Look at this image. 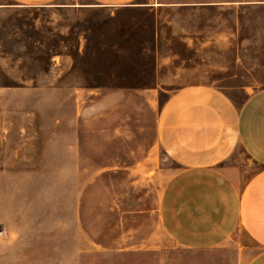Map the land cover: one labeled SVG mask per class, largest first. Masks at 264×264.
<instances>
[{
	"label": "rangeland",
	"instance_id": "rangeland-1",
	"mask_svg": "<svg viewBox=\"0 0 264 264\" xmlns=\"http://www.w3.org/2000/svg\"><path fill=\"white\" fill-rule=\"evenodd\" d=\"M61 18L54 8H10L2 17L0 83L53 87L5 91L6 123L22 124L24 101H33L37 131L43 137L52 132L53 139L47 150L38 147L36 170L20 169L12 147L6 149L0 171V264H240L236 245L189 250L160 224V194L179 169L156 136L158 112L170 91L111 90L154 84L150 69L124 66L144 60L103 57L108 55L104 34L118 28L101 11H70V21L83 24L85 53L51 60L60 55ZM207 25V34L219 38L220 20ZM243 31L239 44L197 43L184 54L194 58L166 86H180V79L214 82L241 104L264 87V5L245 11ZM74 39L70 32L69 51L76 54ZM77 114L78 160L70 146ZM226 165L244 181L260 167L243 154ZM76 200L83 230L70 229Z\"/></svg>",
	"mask_w": 264,
	"mask_h": 264
},
{
	"label": "crops",
	"instance_id": "crops-1",
	"mask_svg": "<svg viewBox=\"0 0 264 264\" xmlns=\"http://www.w3.org/2000/svg\"><path fill=\"white\" fill-rule=\"evenodd\" d=\"M261 5L264 0H0V67L5 58L2 17L8 9L60 10V55L51 56V60L75 59L85 53L83 24L70 21V11L107 13L114 20L110 26L118 30L104 34L103 53L108 55L103 57L144 60L124 66L150 69L154 84L119 85L111 90L170 91L158 112L156 136L158 146L179 169L160 194L157 211L162 228L174 242L189 250L209 251L234 244L240 264H264V87L237 104L225 87L214 82L180 79V86H166L194 58L184 54L194 51L197 43L244 42L245 11ZM214 20L221 23L222 31L215 33L219 38L207 34V24ZM70 32L75 36L72 43L76 54L69 51ZM38 89L53 87H6L0 83V171L5 170L7 148L13 149V162L23 164L20 169L36 170L38 147H52V132L43 137L36 129V116L30 109L33 101H24L27 109L19 118L22 124L14 127L6 123L4 92ZM78 127L77 114L70 145L76 160ZM241 154L260 166L246 181L235 167L226 165L230 158ZM78 207L76 200L71 230H83Z\"/></svg>",
	"mask_w": 264,
	"mask_h": 264
}]
</instances>
